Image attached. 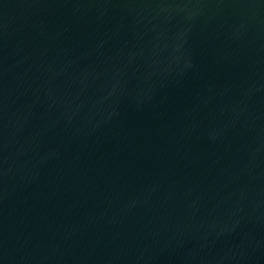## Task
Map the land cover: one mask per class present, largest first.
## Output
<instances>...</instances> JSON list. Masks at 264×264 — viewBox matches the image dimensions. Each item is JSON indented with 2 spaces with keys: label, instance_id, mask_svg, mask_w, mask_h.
Instances as JSON below:
<instances>
[{
  "label": "water",
  "instance_id": "water-1",
  "mask_svg": "<svg viewBox=\"0 0 264 264\" xmlns=\"http://www.w3.org/2000/svg\"><path fill=\"white\" fill-rule=\"evenodd\" d=\"M0 264H264V0H0Z\"/></svg>",
  "mask_w": 264,
  "mask_h": 264
}]
</instances>
